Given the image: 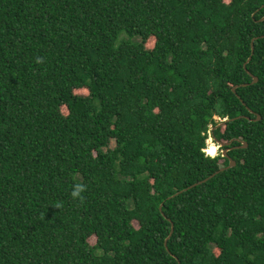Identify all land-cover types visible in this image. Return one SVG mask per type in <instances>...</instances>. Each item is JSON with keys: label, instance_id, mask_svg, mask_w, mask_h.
Returning a JSON list of instances; mask_svg holds the SVG:
<instances>
[{"label": "trees", "instance_id": "1", "mask_svg": "<svg viewBox=\"0 0 264 264\" xmlns=\"http://www.w3.org/2000/svg\"><path fill=\"white\" fill-rule=\"evenodd\" d=\"M263 18L0 0V264H264Z\"/></svg>", "mask_w": 264, "mask_h": 264}, {"label": "water", "instance_id": "2", "mask_svg": "<svg viewBox=\"0 0 264 264\" xmlns=\"http://www.w3.org/2000/svg\"><path fill=\"white\" fill-rule=\"evenodd\" d=\"M262 21H264V18L262 19ZM263 38H264V36H263ZM254 40H255V39H253L252 42H251V54H253V51H254V46H253V42H254ZM249 61H250V58H248L247 62H246L245 65H244L245 70H246V65H247V63H248ZM249 75L253 78V81L251 82V85L256 84L257 81H258V79H257L256 77H253L251 74H249ZM242 86H247V85H242ZM235 89H236V87L233 88V90H232L233 93H235ZM241 118H246V117H241ZM259 120H260V117L257 116V118H256L254 121H259ZM225 123H226V121H223L221 124H219L218 126L214 127L212 130H215V129H217V128H220V127L224 126ZM232 142H233V140H232L231 142H229L228 144H223V143H220V142H217V144H218V146H219L220 148H223L225 145H227V146L231 145ZM237 148L245 149V148H247V144H246V143H243V146H241V147H237ZM228 150H229V149H226V150L223 151V153H222L223 157L228 158V156H227V152H228ZM229 161H230V165H229L226 169H230V168H232V167L235 166V162H234V161H232V160H229ZM223 170H224V169H221V171H223ZM213 176H214V175H212L211 177H209V178H207V179L201 181L199 184L205 183L206 181H208L209 179H211ZM196 185H198V184H196ZM196 185H193V186L189 187L188 189H191V188H193V187L196 186ZM188 189H186V190H188ZM186 190H185V191H186ZM180 193H181V192H180ZM178 194H179V193H178ZM178 194H176V195H174V196H177ZM172 232H173V228L171 229L170 235L172 234ZM170 235L168 236V238H167V239L165 240V242H164L165 247H166V242H167V240L170 238Z\"/></svg>", "mask_w": 264, "mask_h": 264}, {"label": "rangeland", "instance_id": "3", "mask_svg": "<svg viewBox=\"0 0 264 264\" xmlns=\"http://www.w3.org/2000/svg\"><path fill=\"white\" fill-rule=\"evenodd\" d=\"M152 42H153V41H150L147 45H148V46L152 45ZM86 93H87V92H86L85 90H81V91L76 92V94H78V95H86ZM211 148H212V149H211ZM208 149H211L210 152H212L213 155H209V154L207 153ZM212 150H213V151H212ZM223 151H224V150H222L217 144H215V143L212 141L211 138L207 140V149L205 150L206 155L211 156V157H215L218 153H223ZM89 243H90L91 245H93V244L95 243V239H94V238L89 239Z\"/></svg>", "mask_w": 264, "mask_h": 264}, {"label": "clouds", "instance_id": "4", "mask_svg": "<svg viewBox=\"0 0 264 264\" xmlns=\"http://www.w3.org/2000/svg\"><path fill=\"white\" fill-rule=\"evenodd\" d=\"M82 189L78 188L76 191L72 193L73 196H77Z\"/></svg>", "mask_w": 264, "mask_h": 264}, {"label": "bare ground", "instance_id": "5", "mask_svg": "<svg viewBox=\"0 0 264 264\" xmlns=\"http://www.w3.org/2000/svg\"><path fill=\"white\" fill-rule=\"evenodd\" d=\"M212 149V148H211ZM211 149H208V151H207V153L209 154V155H213V153L212 152H210L211 151ZM213 151V150H212Z\"/></svg>", "mask_w": 264, "mask_h": 264}]
</instances>
